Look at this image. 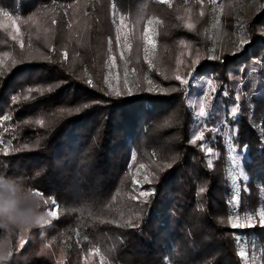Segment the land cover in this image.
<instances>
[{
	"label": "trees",
	"instance_id": "obj_1",
	"mask_svg": "<svg viewBox=\"0 0 264 264\" xmlns=\"http://www.w3.org/2000/svg\"><path fill=\"white\" fill-rule=\"evenodd\" d=\"M112 2L132 24L139 75L144 21L150 13L163 20L165 91L142 86L118 95L107 88ZM236 2L223 0L227 41ZM210 4L0 0V177L22 180L57 212L44 228L14 235L10 264L33 251L34 264H46L49 248L39 252L45 239L67 264H85L91 251L108 264H242L229 222L220 125L227 120L234 131L247 175L243 198L255 203L264 175V8L248 15L245 45L232 51L224 44L211 59L204 34ZM247 99L261 109L260 130L243 112ZM132 151L156 174L142 201L133 198Z\"/></svg>",
	"mask_w": 264,
	"mask_h": 264
},
{
	"label": "rangeland",
	"instance_id": "obj_2",
	"mask_svg": "<svg viewBox=\"0 0 264 264\" xmlns=\"http://www.w3.org/2000/svg\"><path fill=\"white\" fill-rule=\"evenodd\" d=\"M155 1L168 4L170 0ZM263 8L264 0H237L232 8V32L227 41V28H225L223 19V15H227L223 13V0H211L204 27V34L209 45V57L211 59L219 58L224 44L229 45L232 51H237L245 45L247 43L246 19L252 12L256 14ZM225 16L224 18H227ZM110 19L113 31L112 35L106 38L107 53L104 63V79L109 91L118 95L134 94L142 86L147 91H165L163 79L166 74L160 60L158 42L159 34L164 28L163 20L157 14L150 13L144 21L141 32V58L144 70L142 75H139L131 55L133 27L127 13L112 2ZM149 40L151 43L148 42ZM208 90L209 81L206 82L203 91L207 92ZM200 97V105L196 110L199 119L202 117L200 109L203 108L204 94H200ZM189 103L191 106H195L191 100ZM243 112L248 116L253 126L260 130L261 109L250 99H247ZM220 130L226 149L223 184L226 190L229 222L234 230L238 257L242 264H264V175H259L261 181L256 183L257 201L248 203L244 200L241 191L247 180V175L243 173L240 165L241 159L235 153L232 143L234 131L229 121L225 120L220 125ZM154 158L161 165H168L164 158L159 161V157L155 153ZM129 171L132 177L134 200L146 199L152 192V185L156 177L153 169L148 164L137 160L135 152L132 151ZM142 193H147V195H142ZM48 211H56V205L49 207ZM16 238L20 240L21 235H17ZM50 244L52 242L45 239L39 247V252H46L49 248V252L46 253V256L49 257L46 264H67V258L59 250L51 248ZM82 260L85 264H108L99 253L94 251H91ZM34 263V251L23 255L19 260V264Z\"/></svg>",
	"mask_w": 264,
	"mask_h": 264
},
{
	"label": "clouds",
	"instance_id": "obj_3",
	"mask_svg": "<svg viewBox=\"0 0 264 264\" xmlns=\"http://www.w3.org/2000/svg\"><path fill=\"white\" fill-rule=\"evenodd\" d=\"M22 180L0 177V264H10L14 235L51 224L50 212Z\"/></svg>",
	"mask_w": 264,
	"mask_h": 264
},
{
	"label": "snow or ice",
	"instance_id": "obj_4",
	"mask_svg": "<svg viewBox=\"0 0 264 264\" xmlns=\"http://www.w3.org/2000/svg\"><path fill=\"white\" fill-rule=\"evenodd\" d=\"M4 15L7 16L9 15L7 12H4ZM149 43H151V40L148 41ZM145 51H147V49H145ZM177 80H181V78L179 76L176 77ZM89 84H91V80L88 81ZM181 83H185L187 84L188 81L187 80H181ZM200 115L203 116L204 115V110L203 108L200 109ZM203 137V133H201L200 135L198 136H195L194 139L191 140V143L192 144H195L198 140H201ZM264 146V145H262ZM33 195L37 196V197H40L41 196V193L39 192H35L33 193ZM142 195H147V193H142ZM44 203H47V201H44ZM50 214H51V217L55 218L57 216V212L56 211H49ZM233 227H236V225H233ZM10 253H9V258H10Z\"/></svg>",
	"mask_w": 264,
	"mask_h": 264
}]
</instances>
